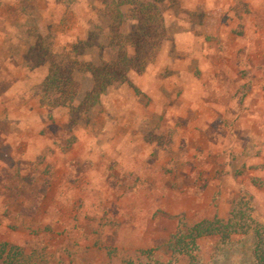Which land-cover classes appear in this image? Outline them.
Returning a JSON list of instances; mask_svg holds the SVG:
<instances>
[{"label":"rangeland","instance_id":"obj_1","mask_svg":"<svg viewBox=\"0 0 264 264\" xmlns=\"http://www.w3.org/2000/svg\"><path fill=\"white\" fill-rule=\"evenodd\" d=\"M104 1L0 0V240L28 264H256L253 232L200 238L196 263L168 244L242 195L264 224V0H166L156 59L74 123L26 53L97 30L78 57L109 58Z\"/></svg>","mask_w":264,"mask_h":264},{"label":"trees","instance_id":"obj_2","mask_svg":"<svg viewBox=\"0 0 264 264\" xmlns=\"http://www.w3.org/2000/svg\"><path fill=\"white\" fill-rule=\"evenodd\" d=\"M165 1L105 0L99 13L108 24L106 42L110 56L107 59L102 57L94 62L78 57L89 49L101 46L102 36L97 30H91L86 38L78 40L69 51L72 56L66 59L60 58L46 43L37 42L31 46L26 59L35 66L48 67L43 86L53 105L68 107L72 121L77 123L78 118L86 114L111 86L127 82L130 72L142 74L170 38L161 8ZM129 21L133 23L129 30L124 31ZM79 73L91 75L92 88L80 104L75 105L82 88L77 77ZM250 232L255 237L253 259L256 264H264V224L256 220L250 197L242 195L234 202L227 219L216 216L192 225L180 221L168 245L173 256H187L196 263L200 238L217 236L221 243H227L236 234ZM0 264H28V260L17 245L0 240Z\"/></svg>","mask_w":264,"mask_h":264}]
</instances>
